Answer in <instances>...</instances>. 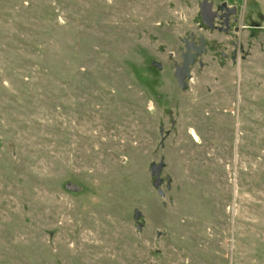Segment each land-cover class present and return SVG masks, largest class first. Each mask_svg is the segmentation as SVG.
Wrapping results in <instances>:
<instances>
[{
    "label": "rangeland",
    "instance_id": "374dc122",
    "mask_svg": "<svg viewBox=\"0 0 264 264\" xmlns=\"http://www.w3.org/2000/svg\"><path fill=\"white\" fill-rule=\"evenodd\" d=\"M0 264H264V0H0Z\"/></svg>",
    "mask_w": 264,
    "mask_h": 264
},
{
    "label": "water",
    "instance_id": "95a60500",
    "mask_svg": "<svg viewBox=\"0 0 264 264\" xmlns=\"http://www.w3.org/2000/svg\"><path fill=\"white\" fill-rule=\"evenodd\" d=\"M201 15L207 23L213 18V14L210 10V6H208L206 2H203L201 5ZM184 43H185V51L181 54V64L176 68V72H175L178 85L181 88L186 87L185 79L190 78L191 65H193L196 62V59L199 55L205 52L206 41L203 37H201L198 44L194 43L193 41H188L187 39L184 40ZM163 167H164V163L160 161L158 164H152L150 168V174L157 178L156 181L154 182V185L158 187V193L160 195H163V193L159 188V184H160L159 176ZM140 214H141L140 211L135 210L134 217L138 218Z\"/></svg>",
    "mask_w": 264,
    "mask_h": 264
},
{
    "label": "flooded vegetation",
    "instance_id": "af4514ba",
    "mask_svg": "<svg viewBox=\"0 0 264 264\" xmlns=\"http://www.w3.org/2000/svg\"><path fill=\"white\" fill-rule=\"evenodd\" d=\"M205 8H207V7H205ZM196 44H198V43H196Z\"/></svg>",
    "mask_w": 264,
    "mask_h": 264
}]
</instances>
